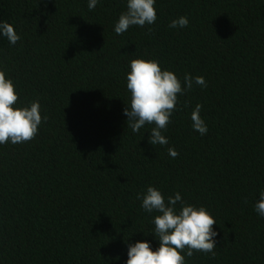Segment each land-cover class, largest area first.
I'll use <instances>...</instances> for the list:
<instances>
[{"label": "trees", "instance_id": "trees-1", "mask_svg": "<svg viewBox=\"0 0 264 264\" xmlns=\"http://www.w3.org/2000/svg\"><path fill=\"white\" fill-rule=\"evenodd\" d=\"M87 3L0 0V21L20 36L0 37V70L17 103L39 101L42 116L32 140L0 145V264H125L128 244L155 250L159 213L136 199L147 186L215 219V255L194 251L186 264H264L253 210L264 190V0H156V22L121 35L125 0ZM180 16L188 26L170 28ZM137 58L182 86L185 73L206 81L178 95L166 145L148 143L154 125L133 133L122 114ZM196 104L204 136L191 128Z\"/></svg>", "mask_w": 264, "mask_h": 264}, {"label": "clouds", "instance_id": "clouds-1", "mask_svg": "<svg viewBox=\"0 0 264 264\" xmlns=\"http://www.w3.org/2000/svg\"><path fill=\"white\" fill-rule=\"evenodd\" d=\"M99 2L88 0V9L93 10ZM155 3L156 0H125L126 10L114 23V32L121 35L132 26L154 24L157 19ZM188 24V18L180 16L173 19L169 27L183 29ZM0 37L6 38L11 45H16L20 40L14 27L3 21H0ZM128 68L125 79L130 102L122 110L127 117L128 127L137 133L146 124L154 125L148 143L152 146L168 144L162 131L177 110L178 95H184L194 84L206 87V81L202 76L193 77L185 73L182 86L180 79L173 72L162 70L156 60L132 59ZM18 99L13 81L0 70V145L32 140L42 123L39 101L19 105ZM201 108L202 105L196 104L190 113V120L191 128L204 136L208 127L200 116ZM168 155L176 158L178 153L170 147ZM136 199L141 202L140 207L144 212L159 213L152 219L154 229L151 233L158 241V247L153 250L146 240L128 244L125 264H186L185 256L191 257L194 251L215 255L217 232L212 226L216 222L205 207L186 203L179 192L168 196L165 201L162 192L153 186H147L143 192L137 193ZM253 210L264 218V190L259 191Z\"/></svg>", "mask_w": 264, "mask_h": 264}]
</instances>
